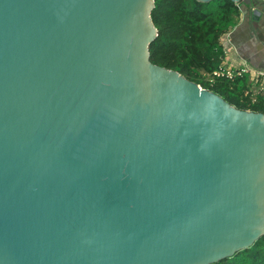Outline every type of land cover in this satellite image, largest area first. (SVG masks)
<instances>
[{
  "label": "water",
  "instance_id": "95a60500",
  "mask_svg": "<svg viewBox=\"0 0 264 264\" xmlns=\"http://www.w3.org/2000/svg\"><path fill=\"white\" fill-rule=\"evenodd\" d=\"M154 8L0 0V264H213L264 236V113L152 63Z\"/></svg>",
  "mask_w": 264,
  "mask_h": 264
},
{
  "label": "trees",
  "instance_id": "16d2710c",
  "mask_svg": "<svg viewBox=\"0 0 264 264\" xmlns=\"http://www.w3.org/2000/svg\"><path fill=\"white\" fill-rule=\"evenodd\" d=\"M241 16L242 3L233 0H155L152 20L158 36L150 44V59L239 109L264 113V85L239 68L228 74L223 65V39ZM213 264H264V236Z\"/></svg>",
  "mask_w": 264,
  "mask_h": 264
},
{
  "label": "crops",
  "instance_id": "0c3cea01",
  "mask_svg": "<svg viewBox=\"0 0 264 264\" xmlns=\"http://www.w3.org/2000/svg\"><path fill=\"white\" fill-rule=\"evenodd\" d=\"M255 2L256 6L263 10L260 21H253L251 16H245L242 13L239 23L223 39L227 57V61L224 60L223 65L226 68L237 70L242 64H248L251 72L261 74L257 81L264 85V0H255ZM261 22L262 24H260ZM228 58L234 61L230 60V63ZM251 78L253 79V77Z\"/></svg>",
  "mask_w": 264,
  "mask_h": 264
},
{
  "label": "built area",
  "instance_id": "2783aa9c",
  "mask_svg": "<svg viewBox=\"0 0 264 264\" xmlns=\"http://www.w3.org/2000/svg\"><path fill=\"white\" fill-rule=\"evenodd\" d=\"M227 52V51H226ZM230 53V52H229ZM228 53V54H229ZM226 69V73H228V74H231L232 73V68H230V67H228V68H225ZM242 72H251V69H250V67H248L246 64H242V67L241 68H239ZM222 73H224V71H219V72H217L216 74H218V75H220V74H222ZM252 73V77H253V79H255V80H257L260 76H261V74L259 73V72H251Z\"/></svg>",
  "mask_w": 264,
  "mask_h": 264
},
{
  "label": "rangeland",
  "instance_id": "374dc122",
  "mask_svg": "<svg viewBox=\"0 0 264 264\" xmlns=\"http://www.w3.org/2000/svg\"><path fill=\"white\" fill-rule=\"evenodd\" d=\"M260 24H262V22H261ZM231 53H232V52H230V54H231ZM233 56H234V53H233ZM231 57H232V56H231ZM233 58H234V57H233ZM235 58H237V57L235 56ZM224 60L227 61V57H226V59H224ZM228 60H229V62H230V60H231V62L234 61V60L231 59V58H230V59L228 58ZM231 62H230V63H231ZM247 65H248V64H247ZM241 67H242V65H241ZM241 67H240V68H241ZM246 73H248V74L251 75V77H252V73H251V72H246Z\"/></svg>",
  "mask_w": 264,
  "mask_h": 264
}]
</instances>
